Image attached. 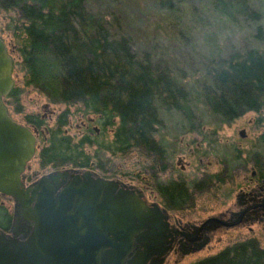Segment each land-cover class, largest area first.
Returning <instances> with one entry per match:
<instances>
[{
  "label": "trees",
  "instance_id": "obj_1",
  "mask_svg": "<svg viewBox=\"0 0 264 264\" xmlns=\"http://www.w3.org/2000/svg\"><path fill=\"white\" fill-rule=\"evenodd\" d=\"M89 1L0 0V10L10 15L6 24L13 38L9 54L15 52L20 58L12 61L13 71L18 66L22 72V86L35 89L53 104L67 106L55 125L46 127L47 134L40 136L42 143L35 159L42 169L90 168L103 176H113L114 157L135 155L140 172H149L150 165L144 162L152 158L157 165L165 157V149L154 136L161 124L158 106L177 111L193 122L190 94L168 70L152 63L148 53L137 54L130 37L117 26L113 31ZM157 2L162 8L172 9L169 0ZM209 2L224 16L260 20L248 0ZM206 70L208 80L201 83L198 92L203 103L222 121L230 122L248 111L264 109L263 52L248 49L243 54L220 57ZM18 85L14 83L4 101L13 99L14 109L21 112ZM74 105H80L83 115L96 117L99 135L91 127L78 139L65 133L69 107ZM24 118L37 130L45 126L38 115L27 114ZM141 180L145 184L144 178ZM176 187L172 182L155 183L163 200L172 195L170 205L178 209L189 195L182 186ZM8 200L12 201L0 194L3 230L12 223ZM191 264H264V249L249 239Z\"/></svg>",
  "mask_w": 264,
  "mask_h": 264
},
{
  "label": "rangeland",
  "instance_id": "obj_2",
  "mask_svg": "<svg viewBox=\"0 0 264 264\" xmlns=\"http://www.w3.org/2000/svg\"><path fill=\"white\" fill-rule=\"evenodd\" d=\"M169 1L171 10L162 8L157 0L89 1L92 9L112 25L113 31H116L117 26L122 33L130 37L137 54L148 53L152 63L168 70L190 94L193 122L177 111H167L158 106L161 124L154 136L165 149V157L161 161L166 168L161 169L160 163V169L155 166V174H158L156 179L152 178L148 171L140 172L142 169L139 163L137 164L135 155L112 159L116 171L113 176L109 174L106 177L120 179L141 188L146 198L152 201L158 200L155 194L150 193L149 182L154 181L155 184L156 181L167 182L173 178H182L191 189L193 183L204 173L216 172L222 175L224 171L234 172L241 162V152L244 156L247 155V150L251 153H264V109L248 111L230 122H224L203 103L198 92L201 83L208 80L206 69L213 66L218 58L243 54L248 49L264 53V0H248L250 7L259 13V21L250 16H224L212 8L209 0ZM9 16L0 10V35L8 51L12 49L13 44L12 32L6 25ZM10 56L16 62L20 59L15 52H11ZM14 70L12 67L14 83L17 82L21 87L19 104L22 111L17 112L13 99H7L4 104L10 116L32 129L34 128L25 121L27 114L40 116L48 128L54 126L58 115L65 111L67 106L53 104L35 89L22 86V72L18 66H15ZM79 107L80 105L69 107L68 123L63 128L65 133L74 139L85 133L83 123L89 118H96L93 115H83ZM92 126L96 127V133L99 135L98 125L94 123ZM241 130L245 132L244 137L239 134ZM37 132H40L37 135L39 148L42 143L40 136L47 134V131L42 128V131ZM144 163L154 164L151 158ZM48 171L50 168H40L34 157L29 162L24 177L26 182H30ZM141 178H144L145 184ZM227 186L220 185L215 191L216 196H210L208 193L197 196L194 205L188 202L191 205L188 209L170 212L184 221L201 220L221 212L229 206L231 200L226 199L224 195ZM9 204L12 205V201ZM254 231L261 247L264 248V229L255 226ZM245 236H250L247 228L224 229L219 231L204 249L171 252L164 264H191L219 252Z\"/></svg>",
  "mask_w": 264,
  "mask_h": 264
},
{
  "label": "water",
  "instance_id": "obj_3",
  "mask_svg": "<svg viewBox=\"0 0 264 264\" xmlns=\"http://www.w3.org/2000/svg\"><path fill=\"white\" fill-rule=\"evenodd\" d=\"M12 67L0 36V194L12 200L11 226L0 228V264H164L177 238L187 235L141 188L73 167L26 182L38 132L14 120L4 104ZM213 222L219 221L203 225Z\"/></svg>",
  "mask_w": 264,
  "mask_h": 264
},
{
  "label": "flooded vegetation",
  "instance_id": "obj_4",
  "mask_svg": "<svg viewBox=\"0 0 264 264\" xmlns=\"http://www.w3.org/2000/svg\"><path fill=\"white\" fill-rule=\"evenodd\" d=\"M94 120V118H89L85 124L83 123V125L86 129H89L91 127V129H94L97 132L96 127L94 128V126H92L94 124ZM30 126L36 129L31 124ZM42 128H45V130L47 131L46 126ZM38 131H42V129ZM39 133L40 132H38V135ZM243 134L245 136V132ZM246 152L247 155L245 156L241 152V162L238 164V168L234 172L228 173L227 171H224L222 175L216 172L204 173L201 178L193 183L191 189L188 186L185 187L186 182L182 178H173L167 182L156 181L162 182L164 184H169L172 182L177 185L176 189H180V186L186 189L189 195V199L182 203V205H180L178 209H175L171 207L172 205H170L172 204L171 202H173V199H171L172 195L171 197L170 195H168L164 201L155 189L154 181L153 183L149 182L148 188H150V193L155 194L154 196L158 201H152L149 199L148 201L156 202L160 205L161 208H164L167 211L170 224L173 227L182 230L187 235V237L180 235L177 238L171 252L202 250L208 246L212 238H214V236L219 231L231 228H247L250 236L238 238L236 241L232 242V244L227 245L219 252L213 255H208L206 257L215 256L220 252L226 250L227 248L232 247L237 243L245 242L249 239L256 241L259 247L261 249H264L263 247H261L254 231L255 226H259L264 229V153L262 154L260 151H253L251 153V151L249 150H247ZM159 163L161 165L162 161L160 160L157 165H155V163L153 164V166L150 165L151 169L149 171V175L154 179L158 177V174H155L156 171L154 170L155 166H159L160 169ZM163 165L164 163L161 166ZM165 168L166 166L164 167V169ZM236 178H238V180H236ZM222 184L228 185L227 190L224 193L225 198H231L230 204L225 210L209 215L204 219L193 221H184L183 218L181 219L176 215L174 216L171 214L170 211L188 209V206L195 204L196 197L204 193H208L210 196H216L215 191ZM172 190H174V188H172ZM188 202L191 203V205H189ZM211 218H215L219 222H213L212 224L209 223L203 225L206 220Z\"/></svg>",
  "mask_w": 264,
  "mask_h": 264
}]
</instances>
